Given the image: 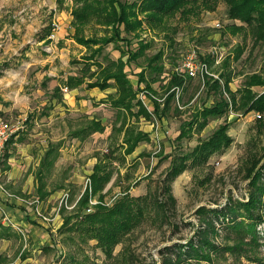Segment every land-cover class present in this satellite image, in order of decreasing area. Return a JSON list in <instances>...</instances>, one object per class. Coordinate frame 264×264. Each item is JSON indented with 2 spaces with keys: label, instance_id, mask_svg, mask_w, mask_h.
Returning a JSON list of instances; mask_svg holds the SVG:
<instances>
[{
  "label": "rangeland",
  "instance_id": "obj_1",
  "mask_svg": "<svg viewBox=\"0 0 264 264\" xmlns=\"http://www.w3.org/2000/svg\"><path fill=\"white\" fill-rule=\"evenodd\" d=\"M72 5V0H64L62 5H58L57 0H0V117L10 122L14 128L20 127L15 133L17 137L13 136V142L21 141L17 147L22 150L31 148L34 151L27 173H31L34 183L31 196L35 192L41 158L50 143L58 144L53 166L49 169L43 168L47 189H55L51 194L55 198L53 205H57V196L65 192L68 193L71 204L76 201L86 187L87 178L96 163V154L106 155L108 151L114 150V156H122V135L114 130V125L118 126L120 120L116 110L108 103L96 101L87 103L83 111H68L62 108V104H56L58 98L51 100L50 93H45L41 87L42 73L45 70L64 78L68 73H77L83 66L82 56L87 54L86 49L76 44L71 37L74 32L70 25ZM231 23L226 15V5L220 1L213 12L204 11L198 17H191L186 21L178 20L177 17L172 19L170 24L176 28V32L172 34L170 31L169 36L173 37V43L163 36H155L147 31L143 33L142 38L152 44L146 51L147 55L158 50L163 51L164 71H169L171 66H175L182 55L192 48L196 49L199 60H202L204 56L210 55L211 51L217 52L219 58L232 56L236 46L242 45L244 50L240 58L231 61L228 68L219 66L216 62L209 65L210 73L215 76L231 71L232 80L229 87L233 92L243 86L248 75L257 72L264 75V49L260 46L253 48L252 40L245 32L230 35L227 26ZM49 26L53 30L46 41L47 39L41 38L45 36ZM93 32L90 27L85 34L90 35ZM97 34L102 35V32L98 31ZM150 39L154 41H149ZM130 48H137L136 40H132ZM104 54L111 59L119 56L113 44L105 47ZM97 59L102 61L101 57ZM140 65H144L142 57L126 68L128 77L134 84L138 79L136 74L141 70L138 67ZM146 76L150 80L149 71H146ZM165 86L166 81L163 78L152 85L160 104L159 109L163 108L162 112L153 115L151 120L141 118L135 122L134 118L130 119V123L141 130H147L149 125L153 124V130L161 129L163 136L158 142L153 140L141 143L124 161H109L113 175L104 189V192H107L104 199L106 202H113L126 187H129V192L134 197L143 196L148 189L160 192L159 187L165 178L172 154L193 148L199 139L209 136L224 122L229 123L228 134L233 139L230 147L223 153L212 156L207 165L186 170L170 183L176 204L174 209L171 207L167 212L166 221L160 218L144 219L124 241L126 247L117 245L113 251L114 257L107 259L96 247L95 241L85 244L76 240V243H73L68 241L67 236L59 234L60 227L55 228L52 225L54 213L50 208L53 205L49 204L45 217L50 221L38 218L40 222L49 223L51 226L43 231L40 228L41 223L33 221L32 225L38 231L37 239L41 241L47 236L52 246L56 243L55 248L47 249L50 247L44 246V243L38 245L41 248L31 247L34 241L28 237V231L21 233L11 227V236L0 240V254L7 257V264H70L71 257L80 264H122L121 259L124 256H129L133 264L153 260L159 264V251L163 247L176 242L185 243L188 238L194 236L199 224L195 213L198 207L219 208L229 200H244L247 197L248 180L243 177V168L249 153H264V115L257 112L261 117L256 119L253 118L252 112L242 116L229 111L221 118L210 120L199 135L194 134L191 138L177 141L175 138L183 122L190 120L203 106H209L218 100L219 95L213 90H208L199 77H194L180 89L179 107L173 100L168 109H165ZM263 90L264 88H257L256 92ZM63 93H66L65 89ZM138 96H141V93ZM223 96L227 98L226 94ZM142 98L152 112L154 102L151 97ZM12 104L16 108L11 109L10 113L2 111ZM19 109L22 111H18ZM88 116L99 119L105 126L104 132L93 134L84 141L70 137V131ZM15 149L13 143L7 146V152L13 151L15 154ZM37 152L39 157L35 156ZM16 158L22 159L19 155H16ZM6 188L11 191L7 186ZM93 201L96 202V197ZM262 211L264 213V210ZM58 215L63 221L60 212ZM0 222H3L2 216ZM9 222L5 219V224L9 225ZM256 231L260 246L255 253L264 264V221L258 224ZM219 233L215 238L218 244L224 243L227 237L234 236L227 230H221ZM122 250L123 253L127 250L129 255H122ZM210 264L261 263L243 258L234 260L232 256L224 254L214 258Z\"/></svg>",
  "mask_w": 264,
  "mask_h": 264
},
{
  "label": "trees",
  "instance_id": "obj_2",
  "mask_svg": "<svg viewBox=\"0 0 264 264\" xmlns=\"http://www.w3.org/2000/svg\"><path fill=\"white\" fill-rule=\"evenodd\" d=\"M64 0H57L62 5ZM220 1L226 5V15L232 21L227 26L230 35L247 33L252 40V47L260 46L264 49V0H72V20L70 22L74 32L72 39L78 45L85 47L87 54L82 56L83 66L74 75H69L61 80L51 92V98L62 101V89L72 90L85 84L87 89L98 87L100 90L115 88L103 101L116 110L120 123L114 130L122 135V156H114V150L106 155L96 154V163L89 175V185L76 200L72 210L61 207L62 224L58 233L67 236L68 241L81 243L95 241L97 248L101 250L105 258H113L114 248L131 236L146 218H160L166 221L167 212L174 209L176 200L172 195L170 183L184 171L208 164L209 159L223 153L230 147L233 139L228 134L229 123L220 124L209 136L199 139L195 146L186 152L173 153L170 165L162 180L159 191L147 190L143 196L134 197L129 192V187L124 188L121 194L111 203L106 202L104 192L110 183L113 170L110 169V160L124 161L125 157L132 154L142 142H148L149 136L141 131L130 119L135 122L140 118L151 120L153 115L159 114V103L155 97L156 92L152 85L157 81L165 80V92L167 97L164 102L165 109L169 103L175 100L176 89H183L186 82L193 78L186 73L175 74L164 71L162 50L147 55L146 51L152 46L150 42L142 38L145 31L163 36L171 43L176 28L170 21L177 17L186 21L198 17L202 12H213ZM239 22L240 24H237ZM92 27L94 32L86 35L85 31ZM53 28L49 26L45 36L47 39ZM98 31L102 35H98ZM137 41V48L131 50L132 40ZM149 41H154L150 39ZM113 44V48L119 52L115 59L104 54L107 45ZM120 44L122 46H120ZM125 49V50H124ZM243 46H236L232 56L222 58L220 65L228 68L231 61H236L243 53ZM102 58V61L97 58ZM142 57L144 65L138 66L141 70L137 75L136 86L130 81L126 68L130 63ZM199 57V55H198ZM208 67L214 61L210 54L202 58ZM173 67V66H171ZM150 72V80L146 76ZM217 72V70H216ZM231 71L219 73L217 78L205 76L204 84L208 90H213L219 95L218 100L209 106H203L197 110L192 118L183 122L175 140L191 138L194 134H200L212 119L223 117L230 110L242 116L251 111L264 115V90L256 92L257 88H264V75L252 73L246 77L243 86L236 91H231ZM49 78H46L48 80ZM143 84V86H141ZM45 85V83H43ZM151 97L154 102L153 111L143 104L138 94ZM226 94L227 98L223 96ZM179 100V99H178ZM176 101V100H175ZM259 125L262 126L261 122ZM105 126L97 118L86 119L79 126L70 131V137L84 141L96 133H103ZM13 134L7 144L12 143ZM58 144H49L41 158L34 198L38 201L46 200L55 189L48 190L44 180L43 168L53 166L56 158ZM103 155V156H102ZM8 154L5 152V159ZM243 177L248 180V194L244 200L234 199L228 201L219 208L200 206L195 211L198 217V227L194 236L185 243L176 242L163 247L160 251L159 264H210L214 258L228 254L234 260L243 258L263 264L255 253L260 246L257 233L258 224L264 221V153L257 155L249 153L246 166L243 168ZM96 197V203L90 201ZM90 209V212L86 210ZM11 227L4 226L0 222V240L11 236ZM225 230L233 233V237H227L224 243H216L215 238L219 231ZM64 241V238H63ZM56 243L52 247L55 248ZM126 247V246H125ZM125 251V249H124ZM129 253L126 250V253ZM128 257V259H127ZM122 264H133L129 256L121 259ZM8 259L0 254V264H7ZM70 264H80L70 258ZM142 264H157L155 260Z\"/></svg>",
  "mask_w": 264,
  "mask_h": 264
},
{
  "label": "crops",
  "instance_id": "obj_3",
  "mask_svg": "<svg viewBox=\"0 0 264 264\" xmlns=\"http://www.w3.org/2000/svg\"><path fill=\"white\" fill-rule=\"evenodd\" d=\"M79 46H81V45H79ZM74 74L75 73H68L64 78L62 76H60V78H59V76L54 74L53 72H51L49 70H45L42 73L43 81L41 82V87L45 90V93H50V95H51L53 88L55 86L59 85L61 80H65L67 76L74 75ZM46 78H49V79L46 80ZM58 78H59V80H58ZM129 79L132 82V84L134 86H136L137 81L134 84V81L131 78H129ZM43 83H45V85H43ZM108 90H111V91L108 92ZM114 91H115V88H108L105 90H100L98 87H95L92 89H87L85 84H84L79 88L67 90L66 93H62V101L58 102L56 104H58V106H61V104H62V108L66 109L68 111H70V110L74 111V112L83 111V109H85L87 103H94L96 101H101V103L104 104L105 102H103V101L106 99V96L109 93H113ZM62 92H63V89H62ZM51 100H54V98L53 99L51 98ZM142 102L145 106H147L144 99H142ZM14 108H16V106H14L12 104V106H10L8 108H4L2 111L4 113H8L9 111H11V109H14ZM18 111H22V109H19ZM87 118L91 119L93 117L88 116ZM8 123H10V122H8ZM141 131L148 134L150 142H152L153 140L158 142L160 140V138L163 136L161 129H160V131H157L156 129L153 130V124L149 125V129H147V130L142 129ZM16 137H17V135L14 136V138H16ZM12 143L16 147V149H15L16 153L14 154L13 151L7 152V146L9 145V144H7L6 154H8V156L6 159H4L3 164H2L3 170H4V175H3L2 181L5 185V188L7 186L11 190V191H9L6 188L9 193L17 195V196H21V197L23 196V197L31 198V197H33V195L31 196V193H32V190L34 187V183H33V178L31 176V173H29V174H27V173L29 171L30 163L33 160L32 158H33V152L34 151L31 148H24V150H22V148L17 147V146H19L18 143H21L20 140L15 141V142L12 141ZM142 143H144V142H142ZM16 155L17 156L19 155V157L22 159L18 160L16 158ZM37 155L39 157L38 152L36 153L35 156H37ZM91 173H92V171H91ZM57 197L59 199L60 194ZM54 199L55 198L53 197V195H50L46 200L41 201L40 208L42 209V213L44 214V216L46 215L49 204L53 205L52 201H54ZM57 203H58V200H57ZM0 206H1L0 216L3 217L2 224L4 226L6 225V226L16 228L18 231H21V233H22V231L23 232L28 231L27 232L28 237L32 239L31 241H34V243L31 244V247L41 248L38 245L43 244V243L45 244L44 246H46V247H52V242L50 241V239H48V237L46 235H45L46 237L44 239H42L41 241L37 239L38 231L35 230L34 225H32V222L36 221L38 223H41L40 228L43 231L48 226H51V225L49 223L45 224V222H40L39 221L40 218H38V216L35 215L33 207L26 206L25 204L19 202L18 200L9 199V198L5 197L1 192H0ZM56 209H57V205L55 204L50 208V211L52 213H54V218L52 219L53 220L52 225L55 228H58L61 226L62 221H61L60 216L58 215ZM50 215H52V214H49V216ZM4 218L8 219L10 221L9 225L5 224ZM1 240H4V239H1Z\"/></svg>",
  "mask_w": 264,
  "mask_h": 264
},
{
  "label": "built area",
  "instance_id": "obj_4",
  "mask_svg": "<svg viewBox=\"0 0 264 264\" xmlns=\"http://www.w3.org/2000/svg\"><path fill=\"white\" fill-rule=\"evenodd\" d=\"M217 26L219 27L218 24H217ZM210 54L214 57V61L216 63H220L222 58L218 57L217 52L211 51ZM169 71H170V73H175V74L186 73L189 76H191L192 78L199 77L201 80H203L205 78V76L217 78V76L210 73L208 65L204 61L199 60V57L197 55V51L195 48H192V49L188 50L187 53L183 54L182 57L180 58V60L177 62V64L175 66H173L171 69H169ZM65 91H67L66 88H65ZM180 91H181L180 89H178V88L176 89L175 100L177 102V105H178V99H179ZM142 96H143V93H141V96H139V98L143 99ZM178 107H179V105H178ZM251 112H252L253 118L259 119L261 117V115L259 113L254 112V111H251ZM19 129H20V127L14 128L12 126V124H10L7 121L0 118V192L5 197H7L9 199L18 200L19 202L25 204L26 206L33 207L36 216L40 217L44 221H50V219L45 217L44 214L42 213V209L40 208L41 201H38L34 197L25 198V197H21V196H17V195L9 193L7 191V189L5 188V185L2 181V178L4 175V170H3L2 164H3V161L5 159L7 142L13 134L18 132ZM89 183H90L89 179H87L86 186H88ZM75 203H76V201L73 204L70 203L69 195L67 192H65V193L61 194V196L58 199L56 211L58 213L61 207H64L67 210H72L75 206ZM95 203L96 202L93 200L90 201L91 205H93ZM0 209H1V206H0ZM86 211L90 212V209H87Z\"/></svg>",
  "mask_w": 264,
  "mask_h": 264
}]
</instances>
